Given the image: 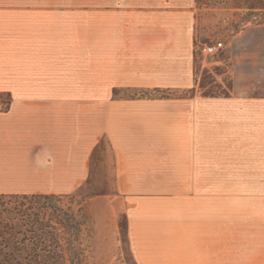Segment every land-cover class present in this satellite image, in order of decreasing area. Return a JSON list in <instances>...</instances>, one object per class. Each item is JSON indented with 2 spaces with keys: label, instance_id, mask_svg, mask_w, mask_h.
I'll list each match as a JSON object with an SVG mask.
<instances>
[{
  "label": "crops",
  "instance_id": "crops-1",
  "mask_svg": "<svg viewBox=\"0 0 264 264\" xmlns=\"http://www.w3.org/2000/svg\"><path fill=\"white\" fill-rule=\"evenodd\" d=\"M194 3L0 0V193L76 191L105 139L136 264H227L210 98L120 93L191 85Z\"/></svg>",
  "mask_w": 264,
  "mask_h": 264
},
{
  "label": "rangeland",
  "instance_id": "rangeland-1",
  "mask_svg": "<svg viewBox=\"0 0 264 264\" xmlns=\"http://www.w3.org/2000/svg\"><path fill=\"white\" fill-rule=\"evenodd\" d=\"M194 1L191 85L183 90L123 89L120 93L123 97L210 98L216 110L210 119L211 168L226 174L216 178L225 185V192L210 194L211 209L216 212L219 207L224 212L227 264H234L239 252L243 264H248L246 255L256 245L264 258V22L237 26L241 10L230 1ZM215 41L224 43L215 55L204 57L195 49L198 42ZM94 163L88 183L63 200L91 214L90 264H136L127 241L122 199L114 192L112 156L105 139ZM127 203L125 197V208Z\"/></svg>",
  "mask_w": 264,
  "mask_h": 264
},
{
  "label": "trees",
  "instance_id": "trees-1",
  "mask_svg": "<svg viewBox=\"0 0 264 264\" xmlns=\"http://www.w3.org/2000/svg\"><path fill=\"white\" fill-rule=\"evenodd\" d=\"M221 1L241 10L237 26L264 22V0ZM64 196L0 193V264H90L91 214Z\"/></svg>",
  "mask_w": 264,
  "mask_h": 264
},
{
  "label": "built area",
  "instance_id": "built-area-1",
  "mask_svg": "<svg viewBox=\"0 0 264 264\" xmlns=\"http://www.w3.org/2000/svg\"><path fill=\"white\" fill-rule=\"evenodd\" d=\"M223 48V41H215L211 43L198 42L195 46L196 51H199L204 57L215 55Z\"/></svg>",
  "mask_w": 264,
  "mask_h": 264
}]
</instances>
